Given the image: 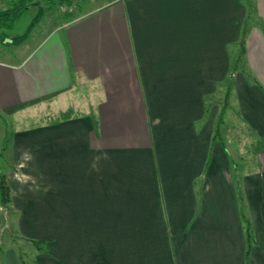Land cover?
Segmentation results:
<instances>
[{
	"label": "crops",
	"instance_id": "1",
	"mask_svg": "<svg viewBox=\"0 0 264 264\" xmlns=\"http://www.w3.org/2000/svg\"><path fill=\"white\" fill-rule=\"evenodd\" d=\"M69 7L57 31L0 59L1 113L73 110L0 135L11 225L46 241L34 264H264V0ZM80 90L84 111L68 102ZM228 109L263 139L250 161L223 138ZM2 233L0 264H19Z\"/></svg>",
	"mask_w": 264,
	"mask_h": 264
},
{
	"label": "rangeland",
	"instance_id": "2",
	"mask_svg": "<svg viewBox=\"0 0 264 264\" xmlns=\"http://www.w3.org/2000/svg\"><path fill=\"white\" fill-rule=\"evenodd\" d=\"M74 1L76 0H72L73 3ZM243 1L245 3L248 2V0ZM39 2L40 6H38L37 4L30 5L29 7L27 6V8L24 9L21 14L16 18L13 27L8 30V34L12 35V37L24 33L30 26V24L33 22L35 17L38 15L41 8L43 9L41 16L37 19L29 35L24 38L21 42L15 44L0 43V59H3L2 57L5 56L4 51L29 50L32 48V46L37 44L41 40V38L47 36L50 33H54L53 30L57 31V27L62 24L65 20H67V16L70 15L69 13H65V11L70 9L69 6L73 5V3L71 5H68L67 3H61L59 0H40ZM60 6H62V9ZM73 8H75V6H73ZM62 32L63 30H59L58 33L61 34ZM12 59L15 60L17 58ZM243 59V56L241 59H239V67L243 64ZM85 97L86 94L83 93V90H80V92L76 91L75 95L72 96L68 102L72 101L73 103L75 98L78 103V105L76 106L78 108L77 110L84 111L87 109V106L84 105V101L86 100ZM80 103L82 104V106H80ZM48 108L49 107H46L45 104L44 106H41L40 103L34 102L29 105L27 104L25 107H17L10 115L3 114L0 112V135L3 134L5 126L10 132L13 129H20L22 127H29L42 124L41 122L47 121V119L44 120L45 118L42 112L44 113L45 110H49ZM230 110L231 109H228L225 112V121L222 126V135L228 148L231 151V156L234 157V162L240 164L244 159H248V161H250L252 155L253 157H255L256 151L260 146L259 144H261L263 140L259 142V139L249 135L245 124L242 123L235 111L231 110L230 112ZM9 151L10 145H8V149L6 148V153H4V155H6ZM0 164L2 165L3 161L0 160ZM9 235L10 234L7 233L5 236H3V240L7 242V245L10 244L13 249L17 250L18 247L14 243L9 242ZM14 235L18 236V233L16 234V229ZM18 242L22 247L21 250L25 251L26 254H28L27 257H31L35 253L33 245H31L30 247L25 242H22L21 239H18ZM24 244L26 246H24Z\"/></svg>",
	"mask_w": 264,
	"mask_h": 264
},
{
	"label": "trees",
	"instance_id": "3",
	"mask_svg": "<svg viewBox=\"0 0 264 264\" xmlns=\"http://www.w3.org/2000/svg\"><path fill=\"white\" fill-rule=\"evenodd\" d=\"M39 1L40 0H8L9 2L8 5L5 8L0 9V43L6 42V39L9 36L8 30H10L13 27L16 18L21 14V12L24 9H26L27 6L29 7L30 5H33V4H37L38 6H40ZM59 1L61 3H67L68 5L72 4V0H59ZM42 11L43 9L40 8L38 15L35 17V19L30 24V26L27 28V30L20 35L11 37L10 42L15 44V43L21 42L24 38H26L30 30L36 23L37 19L41 16ZM246 24L247 22L245 21L243 29L241 30V38H240V45H241L240 55L241 56L239 55V59H241L244 53L243 41H244V36L246 33ZM72 116H73V110L65 109V110H59L56 113H52L49 116L48 115L44 116L45 118L44 120L47 119V121H45L46 123H58L60 121L69 119ZM221 120L222 118L219 117L217 122ZM262 140L263 139H259V142ZM7 142L8 140L5 138L3 139L1 143L0 158L2 157L3 151L5 150L4 148H6L7 146ZM0 206L2 208V216H3V222H4L3 227H2L4 230L0 232V251L3 249L2 248V234H3L2 232L7 230L8 234L10 233V236H11L10 241L18 247L17 250L15 249L14 250L16 251L19 264H34L35 260L33 259V257L32 256L27 257L28 254H26L25 251L21 250L22 247L20 243L18 242V239H21L22 242H25L30 247L31 245H33L35 253L45 251L46 241L44 239H34V238L25 237V236L19 235V233H18V236L14 235L15 227L11 225V222L9 219V214L12 211L10 187L8 184L6 174L1 171H0ZM245 238H246L245 259L247 261L250 251H251V246L253 244V238H252L251 231H250V225L247 219H245ZM24 246L26 245L24 244Z\"/></svg>",
	"mask_w": 264,
	"mask_h": 264
}]
</instances>
